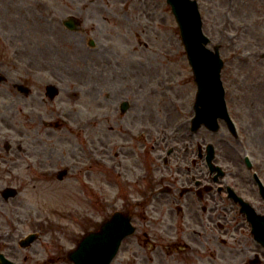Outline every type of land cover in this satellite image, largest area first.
Masks as SVG:
<instances>
[{
  "label": "rangeland",
  "instance_id": "obj_1",
  "mask_svg": "<svg viewBox=\"0 0 264 264\" xmlns=\"http://www.w3.org/2000/svg\"><path fill=\"white\" fill-rule=\"evenodd\" d=\"M202 1L201 9L206 16L204 30L212 39V47L221 37L219 30L231 16L228 7L240 4L239 6L247 8V0ZM248 1L249 4L261 3V0ZM70 15L82 20L77 31H71L63 25V21ZM223 31L227 33L229 28H223ZM91 40L94 41V46L90 45ZM13 59H16L14 64ZM3 73L8 79L0 82V116L10 117V123L4 126L0 122V134L9 135L14 145L18 141L22 142L21 135L24 134L26 140L28 136L32 140L38 135L47 142L53 138L60 140L61 145L55 155L64 158L57 162L67 157L63 151L69 142L78 144L75 148L77 155L85 153L80 142L87 139L88 134L84 138L73 135L79 127V121H88L91 118L99 120L91 133V138L97 140L96 144H103L100 139L107 140L105 136L119 141L117 130L121 123L118 117L112 116L110 121L106 120L104 114L107 109L101 107L107 105L103 94L110 91V105L123 98L131 102L133 110L124 116L127 117L125 121L135 116V108L138 106L142 105L151 111L150 115H146L143 109L140 117H151L148 121L154 122V135L163 148L161 155L166 154L168 147L177 146L176 154L184 157L188 163L186 169H207L205 161L200 160L197 155L198 145L207 142L216 146L217 162L224 164L225 168L235 162L246 169L240 160L248 154L252 156L253 163L261 164V169H264V124L247 125L252 132L248 140L244 141L243 152L235 145L234 138L225 125H222L217 134L204 127L197 133L190 132L183 117L193 113L191 104L197 89L177 24L165 0H0V74ZM87 75L91 79L86 78ZM103 78L100 88L92 89L91 84L93 86L95 80ZM229 78L227 76L228 80ZM27 80L35 81V85L42 91L46 85L54 83L61 88V93L56 100L47 101L38 108L17 102L5 106V100L14 102L22 97L16 91L12 96L9 94L13 92L14 84L19 81L27 83ZM87 81L89 82L86 83ZM228 98L230 100V95ZM111 107L113 108L112 105ZM29 114L52 124L62 121L67 124L56 128L55 125L44 126L31 122L32 126L27 127L24 116H30ZM260 117L263 118L262 115ZM244 118L249 119L248 116ZM126 124L129 125L128 122ZM110 125L116 131L106 129ZM73 139L75 141L72 142ZM141 142L145 144L142 145L138 157L141 165L145 163L156 167L157 163L164 167L153 151L154 143L150 140ZM109 143L111 156L115 159L113 153L117 147ZM1 150L3 151L2 147ZM89 156L92 161V178L88 176L91 179L88 182L93 187V201L90 206L84 202L81 204L80 196L75 200L73 195L66 196L67 190H64L73 187L79 192L84 181L81 183L74 177H83L82 173L72 174L64 183L59 182L56 176L51 178V174H48V170L56 173L59 169H64L69 160L62 161L52 169H25L26 165L21 160L16 164H9L11 166L0 164L4 176L0 188L6 184L7 169H15V174L26 180L33 177L37 179L35 188H32L33 182L27 185L30 190L28 188V195L25 196L29 197V202L21 203L22 207L25 203L26 208L18 211L15 206L13 210L6 209L4 218H7L8 213L13 217L14 225H18L19 230L25 233L33 229L32 218L35 215L48 216V222L44 225L60 228L57 235L60 237L62 264H72L67 258V252L76 247L88 231L98 228L103 221L105 194L109 192L112 200L116 191L118 195L125 188L115 175L114 169L107 171L101 168L92 159L93 155ZM107 179L109 183H114L113 188L112 185L109 188L106 186ZM117 185L121 189L116 190ZM143 187L146 188L144 183ZM51 188L54 193L50 194L54 196L45 194ZM58 188H61L60 193L56 192ZM29 192L35 194L31 195ZM88 207L92 211L91 221L85 220ZM127 242L124 247V252H127L120 253L113 264L133 263L131 261L138 248L133 240ZM246 242L254 250L245 256L246 259L254 252L264 258V249L256 244L253 237H247ZM227 245L232 244L228 242ZM185 256L188 261L191 259V256ZM239 257L242 258L243 255Z\"/></svg>",
  "mask_w": 264,
  "mask_h": 264
},
{
  "label": "flooded vegetation",
  "instance_id": "obj_2",
  "mask_svg": "<svg viewBox=\"0 0 264 264\" xmlns=\"http://www.w3.org/2000/svg\"><path fill=\"white\" fill-rule=\"evenodd\" d=\"M249 2H245L247 8L239 6L240 4L232 6L231 31L236 33V37L227 41L224 33L220 31L218 45L221 55L225 56L223 72L230 76L234 116L241 124L253 125L264 124V0H261L260 4ZM87 78L91 79L90 76ZM103 81L104 78L95 80L93 89H99ZM29 82L27 80V83ZM19 84L14 85L13 92L9 94L12 96L16 91L22 97L14 102L5 100V106L17 102L36 107L46 102V94L42 96L43 91L35 84L25 85L24 89L20 88ZM109 92L103 96L107 99V105L104 106L111 108V105L117 104V112H120L118 121L122 126H126V122L129 125L128 129L122 132L123 139L127 140L119 145L118 165L112 163L115 175L125 188L112 201L109 192L105 194L104 213L109 216L110 211L119 210L129 214L135 223L136 231L128 239L133 240V244L138 248L133 255L132 264H252L249 257L246 259L245 256L254 251L246 242L247 237H253L254 222L253 217L250 218L246 213L243 202L255 210L264 227V196L254 175L257 174L264 186V169H243L240 163L234 162L231 169H224L215 182V176L209 169H186V159L177 155L175 149L168 151V157L163 160L164 167L157 163L156 167L145 163L141 165L138 157L142 145L145 146L141 140L152 141L156 155L162 149L154 135L155 124L148 121L151 117H140V113L145 111L146 115H150L151 111L142 105L138 106L135 108V116L125 121L127 117L124 116L129 115L133 107L127 112H121L118 101L110 105ZM246 116L250 120L244 118ZM106 120L110 121L109 118ZM0 121L7 123L8 119L2 115ZM135 136L138 137L132 139ZM29 137L24 139L22 145L18 144L15 150L10 144L8 148L7 141H4L0 134V164L13 165L21 160L26 169L52 168L58 160L55 155V142H47L39 138V135L32 140ZM105 138L107 140L102 139L103 153L108 155L111 149L108 141H115L108 136ZM136 140H139L140 144ZM134 141L136 144H133ZM92 144L94 145V141ZM76 146L78 144L73 149L71 169L66 170V176L71 172L73 174L72 168L83 169L91 162L88 154L77 155ZM237 158L239 160L238 156ZM14 170L5 171L8 178L5 176L6 184L0 188V264H62L60 237L57 235L59 227L49 224L46 229L37 228L34 232H38V240L28 247H23V234L19 226H14L13 217L8 213L7 218H4L6 209L13 210L14 206L17 211L26 208L25 195H28L30 190L27 185L33 182L32 188H35L37 181L34 177L26 180L15 174ZM80 173L83 174L81 171L76 172ZM74 178L82 182L84 176ZM1 181H4V176L0 169V184ZM110 184L107 179V186ZM9 187L17 189L15 197L7 198L3 193L4 189ZM85 189L81 186L76 196L85 191L86 199L90 202L92 194L88 193L87 185ZM80 200L83 201V198ZM22 201L25 202L23 207ZM86 211L88 218L90 207ZM27 213L30 214L29 211ZM34 218L48 220L47 216L41 214L35 215ZM228 242L232 245H227ZM126 245L127 248L130 247L128 242ZM185 254L191 256L189 261ZM239 255L243 257L240 258Z\"/></svg>",
  "mask_w": 264,
  "mask_h": 264
},
{
  "label": "water",
  "instance_id": "obj_3",
  "mask_svg": "<svg viewBox=\"0 0 264 264\" xmlns=\"http://www.w3.org/2000/svg\"><path fill=\"white\" fill-rule=\"evenodd\" d=\"M167 1L172 5L173 13L179 24L180 35L188 52L199 89L197 102L202 107L200 109L197 106L198 116L195 122L199 124L203 121L205 116L202 113L209 109L205 104L211 101L214 103V113L210 116L212 123L209 126L217 130L216 119L225 113L223 94L219 89L220 61L216 54L204 47L207 39L202 32V21L197 2L191 0ZM67 24L73 26V22ZM51 90H54L53 94L56 93L53 87ZM218 91H220L221 97H219ZM213 95L215 99L212 98ZM208 149V161L211 164L214 151L212 146H209ZM133 231L130 218L117 213L109 222L103 224L98 232L88 234L78 248L69 254V259L74 264H110L117 254L123 238ZM259 240L264 242V236H259Z\"/></svg>",
  "mask_w": 264,
  "mask_h": 264
},
{
  "label": "bare ground",
  "instance_id": "obj_4",
  "mask_svg": "<svg viewBox=\"0 0 264 264\" xmlns=\"http://www.w3.org/2000/svg\"><path fill=\"white\" fill-rule=\"evenodd\" d=\"M64 123H65L64 121H62L61 123H56V126L62 128V126H66V124Z\"/></svg>",
  "mask_w": 264,
  "mask_h": 264
}]
</instances>
